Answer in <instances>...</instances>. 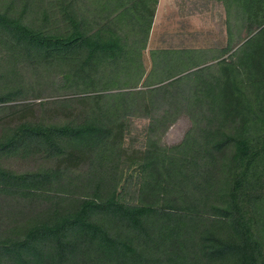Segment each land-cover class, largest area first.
<instances>
[{
    "label": "trees",
    "instance_id": "16d2710c",
    "mask_svg": "<svg viewBox=\"0 0 264 264\" xmlns=\"http://www.w3.org/2000/svg\"><path fill=\"white\" fill-rule=\"evenodd\" d=\"M77 1L64 0L65 25L56 32L0 10V35L16 50L65 63L77 69L80 80L84 75L93 85H106L96 90L99 94L89 100L95 103L78 123L21 121L0 139V159L45 149L66 164L92 166L122 147L124 117L141 113L153 117L152 128L159 126L163 133L181 115L191 117L194 130L173 150L155 145L145 153L151 180L140 189L138 203L120 201L116 184L88 182L90 197L71 199L63 211L47 209L5 232L0 264H76L77 259L86 264H260L263 247L242 214L238 190L250 178L244 169L264 164V0H222L238 8V17L255 20L237 62L222 55L212 60L218 63L201 67L208 60L195 53L154 50L152 71L141 88L146 75L141 51L159 0H114L112 12L106 2L98 4L96 25L81 17ZM113 12L120 16L110 20ZM125 17L138 22L119 24ZM124 76L125 88L106 91ZM7 96H0V104L8 103ZM208 164L210 170L202 172ZM189 166L196 169L193 176L184 170ZM96 175L93 170L90 177ZM61 176L59 168L17 174L0 167V196L21 214L18 203L73 193L45 189ZM171 182L175 196L161 199L172 191ZM189 186L193 189L185 190Z\"/></svg>",
    "mask_w": 264,
    "mask_h": 264
},
{
    "label": "rangeland",
    "instance_id": "374dc122",
    "mask_svg": "<svg viewBox=\"0 0 264 264\" xmlns=\"http://www.w3.org/2000/svg\"><path fill=\"white\" fill-rule=\"evenodd\" d=\"M97 2L96 0L77 1L81 17L94 25L98 23L95 22L99 13L98 4L106 2L107 11L112 12L114 0H97ZM63 5L64 0H0V10L23 17L24 22L35 27L44 26L51 32H56L65 25ZM237 11L236 6L222 0H159L147 47L141 51L146 75L138 87L143 86L146 77L152 71L151 52L154 50L167 49L176 53L182 51L181 54L184 53V56L195 53L198 57L203 56L208 60V63L201 67L218 63L220 60H212L222 55L223 59L231 63L237 62L238 49L248 39L249 26L255 22L252 19L244 20V17H238V13L235 15ZM112 14L110 20L120 16L118 12ZM134 21L138 22V18L125 17L123 22L118 23L130 26ZM128 38L134 40V36L130 34ZM229 49L231 50L228 51ZM76 71L77 69L66 67L65 63L45 60L16 50L12 42L0 35V96L10 94L7 96L8 103L0 104V139L11 133L10 130L21 121L39 125L78 123L79 119H82L81 114L89 112L95 103L89 100H93L92 97L99 94L96 90H103L106 85L99 86L98 83L93 85L84 75L80 80L81 75L77 74L75 77ZM125 82L129 84L128 78L124 76L118 83L109 85L106 91L111 88L123 89L127 86L124 85ZM141 114L143 115L124 117L123 121L127 127L122 147L115 149L113 153L106 152L103 155L105 158L94 161L92 166H88V163L82 164L80 161L66 164L63 161L64 157L62 160L50 157L45 149L37 151L32 149L1 158L0 167L17 174L45 172L59 168L62 176L57 178L58 181L54 179L52 184H47L45 189L67 190L73 193H64L61 196L50 195L35 204L18 203V209L24 210L21 214L13 207L10 199L0 196V237L5 239V232L9 233L47 209L51 212L56 209L63 211L69 201L84 196L90 197L93 193L86 189L88 182L92 186L116 184L120 201L138 203L141 200L140 189L151 180V166L144 159L145 153L150 149L154 150L157 147L155 145L168 151L173 150L182 145L189 133L194 130L192 119L187 115H181L163 133L164 129L159 126L152 128L153 117ZM161 116L162 113H158L157 118L163 119L164 117ZM198 151V154H201L202 151L199 149ZM170 153L166 154L170 156ZM71 165L75 169L69 171L68 166ZM166 167L169 168L170 164H166ZM93 170L100 175L91 178ZM161 170L163 171L162 165ZM184 170L192 176L196 172V169L190 166ZM209 170V164L201 169L205 173ZM244 171L250 178L244 181V188L238 190L242 214L249 222L254 237L261 241L263 257L260 259V264H264V164H257L250 171L247 169ZM254 173H256L255 177ZM164 178L170 180L167 174H164ZM238 179L242 181L241 177ZM237 182L234 178L233 187H236ZM188 189L193 188L192 186L185 188ZM169 190L172 191L167 195H161V199L175 196L172 182ZM3 206H6L7 212ZM77 260L79 261L76 264H86L84 260Z\"/></svg>",
    "mask_w": 264,
    "mask_h": 264
}]
</instances>
